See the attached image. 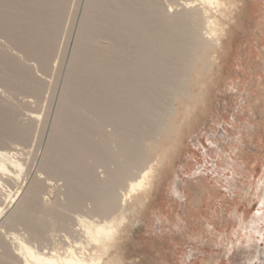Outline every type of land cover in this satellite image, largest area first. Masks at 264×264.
Segmentation results:
<instances>
[{
  "label": "bare ground",
  "instance_id": "obj_1",
  "mask_svg": "<svg viewBox=\"0 0 264 264\" xmlns=\"http://www.w3.org/2000/svg\"><path fill=\"white\" fill-rule=\"evenodd\" d=\"M71 1L0 0L5 92L42 98L62 49ZM185 1L173 11L158 0L87 2L48 151L35 174L30 171L31 181L22 178L26 155L20 148L30 143L38 115L23 122L18 107L0 91V189L16 188L8 199L0 195V264H124L119 251L128 225L151 198L166 142L204 104L201 80L219 65L240 5L238 0ZM253 140L258 142V135ZM242 160L243 173L248 161ZM51 179L61 180V188L55 189L59 182L53 188ZM88 204L105 221L97 216L90 223L80 216L72 221L81 226L75 235L57 240V228L70 227V214ZM19 227L34 242L48 244L35 248L24 238L7 236ZM263 233L258 231L262 238Z\"/></svg>",
  "mask_w": 264,
  "mask_h": 264
},
{
  "label": "rangeland",
  "instance_id": "obj_2",
  "mask_svg": "<svg viewBox=\"0 0 264 264\" xmlns=\"http://www.w3.org/2000/svg\"><path fill=\"white\" fill-rule=\"evenodd\" d=\"M158 1L168 10L174 7L173 11L178 5L181 9L185 0ZM87 2L71 1L60 39L59 49H62L53 61V72L46 76L48 89L41 100L24 94L15 96L0 88L18 107L23 122H28V116L38 115L30 143L13 145L25 149L23 163L28 170L23 167L22 178L27 181L32 180V173L39 169L38 163L48 151ZM238 2L235 21L219 52V65L211 77L201 80L206 83L204 104L180 126L177 137L166 142L167 151L163 162L158 163V180L151 198L128 225L125 243L119 251L124 264H264V238L258 234L260 229L264 230V44L260 42L264 34V0ZM254 134L258 135V142L253 140ZM243 150L248 153L242 155ZM242 158L245 163L248 161V169L243 173L238 169L240 164L245 168ZM98 174L103 173L98 171ZM55 180L49 182H56L53 188L62 183L55 188L60 189L63 182ZM7 189H0V195L6 199L9 190L13 194L16 188ZM91 210L92 205L88 204L83 210L71 213L74 217L70 214L69 223L75 219L98 221L99 214ZM78 213L82 219L76 216ZM244 215L247 221L242 223ZM99 220L105 221L102 216ZM78 222L73 227L68 223L70 227L57 228L56 239L75 235V228L81 227ZM21 228L8 231L7 236L17 235L35 248L48 244L34 242L31 234Z\"/></svg>",
  "mask_w": 264,
  "mask_h": 264
}]
</instances>
